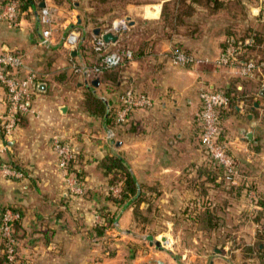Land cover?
I'll list each match as a JSON object with an SVG mask.
<instances>
[{
    "label": "crops",
    "instance_id": "0c3cea01",
    "mask_svg": "<svg viewBox=\"0 0 264 264\" xmlns=\"http://www.w3.org/2000/svg\"><path fill=\"white\" fill-rule=\"evenodd\" d=\"M10 2L20 7V0H0V53L22 55L26 66L40 75L34 88L35 113L22 115L8 137L2 134L1 125L9 101L7 88L0 83V153L22 173L16 178L0 172V219L8 207L22 213L15 264H201L182 263L171 249L146 241L148 234L137 227L140 216L135 203L140 197V210L161 207L162 217H252L264 211V96L260 94L264 70L243 79L234 76V69H217L213 64L174 65L168 54L176 34L185 38L180 43L190 51H203L215 58L228 33L245 37L249 30H255L263 49L255 54L263 56L264 0L124 1L118 15L130 20V29L111 47L134 42L131 36L138 34L132 48L142 44L145 48L123 66L126 68L114 82L98 77V85L93 84L95 79L89 81L75 73L71 59L85 57L82 44H86L83 36L89 24L83 22L82 15L86 20L98 15L95 19L105 21L99 9L108 1L36 0L19 8L15 22L2 16ZM43 3L55 15L47 43L43 42L47 28L41 21ZM107 11L110 16V9ZM198 15L206 16L199 20ZM103 26L94 27V35L95 30L106 28ZM73 28L84 33L83 43L71 51L64 39ZM203 28L214 30L218 39L215 45L209 43V48L200 50L197 30ZM184 30L189 33L184 34ZM206 81L210 90L240 91L254 97L253 105L240 102L223 121L226 141L239 163V173L232 180L227 174L223 180V170L215 167L203 147L199 91ZM40 84L46 87L40 89ZM128 87L146 92L154 105L133 111L124 123L110 122V109L116 113ZM97 96L105 103L102 112L91 102ZM243 129L253 132L251 140ZM56 135L75 152L67 174L82 186V193L70 185L59 167L53 149ZM112 156L121 159L138 187V194L121 205L112 197L120 195L113 177L123 170L103 166ZM238 191L242 192L239 196ZM208 205L210 210H206ZM104 211L117 212L118 220L98 235L95 227ZM221 229L197 228L196 232L207 231L212 242L222 238ZM195 238L200 239L197 234ZM196 242L182 246L183 252L200 253L193 244Z\"/></svg>",
    "mask_w": 264,
    "mask_h": 264
},
{
    "label": "built area",
    "instance_id": "2783aa9c",
    "mask_svg": "<svg viewBox=\"0 0 264 264\" xmlns=\"http://www.w3.org/2000/svg\"><path fill=\"white\" fill-rule=\"evenodd\" d=\"M2 16L11 22H15L18 16V4L10 2L4 6ZM55 15L52 8L45 4L41 8V21L47 28L43 31L44 43L49 41L52 35V26L55 22ZM130 29V20L127 17L116 18L110 27L99 35L93 37V49L98 57V61L89 64L84 60L71 59V67L77 74L85 76L92 81L100 76L105 70L117 69L125 66L133 60L134 52L132 49L111 47L112 42L104 39L105 33H113L120 36ZM82 40V32L78 28H73L65 37L64 44L71 51L76 50ZM252 40H247L252 44ZM239 47L229 42L228 46L221 51L216 59L199 58L195 55L175 48L169 52V57L173 64H208L216 67L237 68L239 74L248 78L253 77L264 69V58L255 60L250 59L240 62L238 58ZM40 75L37 70L26 66L22 55L16 53H0V83L7 88L9 101L8 112L3 118L5 121V135L11 136L17 128L20 115L35 113L33 107L34 88L39 84ZM203 122L202 123V142L214 164L220 165L225 170L229 179L232 180L239 173V166L229 154L227 144L219 141V110L228 106L230 98L221 91L201 89ZM153 105V99L144 93H138L133 88H128L121 97V103L116 110V120L118 124L124 123L129 115L138 109H144ZM53 149L59 158V167L66 172L75 157V152L69 143L65 142L60 136L53 137ZM1 152V151H0ZM0 172L5 175L19 178L22 173L12 165L4 161L0 153ZM67 180L76 191L82 193V186L77 180L67 174ZM21 218V212L12 207L3 211L0 222V238L5 243L4 252L6 261L4 264H15L18 257V239L14 235V221Z\"/></svg>",
    "mask_w": 264,
    "mask_h": 264
},
{
    "label": "rangeland",
    "instance_id": "374dc122",
    "mask_svg": "<svg viewBox=\"0 0 264 264\" xmlns=\"http://www.w3.org/2000/svg\"><path fill=\"white\" fill-rule=\"evenodd\" d=\"M80 1H82L83 3V0H80ZM105 1H106L105 4L107 3V1H108V4L104 5L103 7H101V9H99V12H101L102 14L101 17L105 16L103 18L105 19V21L102 22L101 20L95 19V18H98L97 17L98 15L95 16V18L87 17V20H86V15H82L84 17L83 22L85 24H89L88 25L89 28L85 31L84 36H83L85 37V39L93 38L94 36L93 28L94 27L103 26V24H104L103 27H107V25L110 22H112L114 19L122 17L121 15H118V13L119 11L124 9V7L122 6L124 5V1L126 0H123V1L122 0H105ZM108 9H110V13H111V14L109 13L110 16L107 14ZM204 16L206 15H198L197 17L199 18V20H201L200 18ZM80 31L83 32V30L81 29ZM214 32H215L214 30H210L208 28L197 30L198 36H197L196 44L197 46H199L198 44H200V47H199L200 50L209 48L208 47L209 43H211L212 45H215L214 43H216L215 41L218 38H216ZM142 33L144 35L146 34L145 32H142ZM183 33L188 34L189 30L188 31L184 30ZM248 33L249 32H247V34ZM179 34H182V31H179ZM131 38L133 39L134 42H128L129 44L126 43L125 46L122 45L121 49H125V48L132 49L134 52V57H135L136 56L135 53L139 50V48L137 47L135 50L132 47H135L134 44H135V41L138 39V34H133ZM174 39L176 42H174L173 44L174 46L171 47V49L168 51V54L172 49L180 48V49H183V51L186 53H190L192 55H195L203 59L204 58L216 59L217 57H219L221 51L223 50L222 49L215 58H211L209 57L211 54L209 55L203 51H198L194 53L190 51L187 46L184 47V45L180 43L183 41V39H185L184 37H180L178 34H176L174 36ZM226 42H228L227 38L225 40V43ZM92 45L93 43H90V42H86L85 44L87 48L91 47ZM260 50H263V49L262 48L258 49V51ZM189 65H193V64H189ZM189 65H184V66H189ZM204 65H212V64L208 63ZM125 68L126 67H122V69L121 68L116 69L117 73L119 74V71H122ZM228 68L229 67H217V69H223V70L228 69ZM232 69H234L235 72H237L236 74H234V76L236 75L237 77L243 78V79L246 78L239 74V71L237 70V68L233 67ZM225 81H227V79H225L221 84L223 85L222 86L223 88L225 87L224 86ZM209 83H210L209 81H206L205 84L207 85L203 86L201 89L203 88L208 89ZM138 93H143V92H138ZM199 96H200V91H199ZM200 99H201V96H200ZM153 105H154V100H153ZM201 119L203 122V112H201ZM201 136H202V130H201ZM223 142L227 143L228 148H229V144L226 141V138H223ZM203 147H204V144H203ZM141 214L144 217H138L139 224L137 227L139 231L147 233L148 237L149 236L154 237V243H153L154 245H156L155 242L158 241L161 244L160 245L161 248L171 249L172 251H174L173 253H175L176 257L180 258L179 260L182 261V263L184 262L188 263L189 261L193 263V261H196V263L199 262L201 264H264V258H262V256L259 254V249H260L259 245L262 243L261 240L264 241V239H261V237L259 236L261 234H264V219H262V221L260 222V220H257L258 217L255 216V213L252 217H223L224 218L223 226H222L223 229H221L222 238H220L219 240H213L212 242H210L209 240V237H208L209 233L207 231L196 232V229L199 227L194 223L193 217H162L161 207H153V209L150 208L149 211L145 212L144 214L141 212ZM153 214H155V217L153 216ZM244 233H245V237L241 236ZM166 234H168L169 236H167ZM196 234L199 235L201 240L196 239V238L193 239ZM147 236H145V238L147 239L146 241L148 242L149 239ZM189 241L196 242V244L195 243L193 244L197 245L198 246L197 249L200 250L201 252L200 253H196V252L193 253V252H188V251L183 252V249L181 247L184 245L188 246ZM215 247L217 250H215Z\"/></svg>",
    "mask_w": 264,
    "mask_h": 264
},
{
    "label": "trees",
    "instance_id": "16d2710c",
    "mask_svg": "<svg viewBox=\"0 0 264 264\" xmlns=\"http://www.w3.org/2000/svg\"><path fill=\"white\" fill-rule=\"evenodd\" d=\"M36 0H20V7H18V11L19 8L20 9H24L26 6L30 5V4H34ZM39 1V0H37ZM36 3V2H35ZM111 23V22H110ZM108 24L107 27L111 24ZM105 28L104 30H101V33L105 32L108 28ZM85 31V30H84ZM250 32L244 37H236L234 36L232 33H228V42H231L233 44H235L236 46L239 47V51H238V58L240 60V62H246L249 61L250 59H255V60H259L264 58L263 56H259L256 55L255 53H258V49H260V45L262 43V38L259 34L258 31L255 30H249ZM84 33V32H83ZM247 40H252V44H248ZM89 42V39L86 38L85 42ZM228 42L225 43V46L223 47V50L228 46ZM144 43V42H143ZM85 43L82 44V49L84 50V61L92 64L96 61H98V57L96 55V53L94 52L93 49V45L91 47H84ZM87 48V49H86ZM143 48H145L143 46V44L139 47V50L135 53V55H141L143 54ZM86 49V50H85ZM180 49V48H179ZM183 50V49H181ZM86 51H88V53H86ZM260 52V51H259ZM254 53V54H253ZM190 54V53H189ZM249 54H253L250 57H247L246 55ZM83 55V56H84ZM91 60L93 61L92 63ZM127 65V64H126ZM122 68V67H119ZM117 68V69H119ZM264 70V69H263ZM262 70V71H263ZM117 70L116 69H112V70H105L104 72H102L100 74V78L104 81L107 80H111L112 82L115 81V79L117 78ZM130 88V87H128ZM127 88V89H128ZM126 91V90H125ZM124 91V92H125ZM222 92V91H221ZM224 92V91H223ZM229 98H230V102L228 106L222 107L219 110V128H220V137H219V141L223 142V138H225V127L223 124L224 119L229 115V113L235 109V107L240 103V102H244L246 104L253 105V101H254V97L253 95H247L246 92H237V91H225L224 92ZM124 94V93H123ZM146 94V93H144ZM148 95V94H146ZM89 101V98H88ZM92 105H95V107L97 108V110H99V112H102L104 110V101L102 100V98L98 97L94 98V100H91ZM90 102V103H91ZM105 111H106V107H105ZM22 115L19 116V118ZM108 120L110 122L113 123H117L116 120V113L113 110V108L110 109V112L108 114ZM19 121V120H18ZM1 130H2V134L5 136V123L3 125H1ZM227 144V143H225ZM227 149L229 150L228 152L230 153V155L233 157L234 161L238 163L237 158L231 153L230 149L228 148L227 145ZM216 168H220L223 170V174H222V178L224 181L226 178V172L223 169V167H221L220 165H216L214 164ZM13 167H16L15 164L12 163ZM103 166L109 170H112L114 168H118L123 170L122 173H116L113 177V182H115L118 187H119V196L117 195H113V200L114 202H116L118 205L124 204L125 201H128L129 199H131L133 196H135L136 194H138V187L136 184V179L133 177V175L127 170V168L124 166V163L121 161L120 158L118 157H109L106 159V161H104ZM231 184V183H230ZM242 190V189H241ZM241 191H238L237 196L240 195ZM242 194V192H241ZM142 201V197H140L137 201H136V207L138 210V216L140 217H144L141 212L144 214L145 212L149 211L150 209H143L140 210V202ZM261 203H263V200H260ZM264 204V203H263ZM264 206V205H263ZM205 208V207H204ZM264 208V207H263ZM210 206H206V210H210ZM140 210V211H139ZM257 213V215H256ZM255 213V216L258 217L257 220H260V222L262 221V219H264V211L260 210L257 211ZM200 215V214H198ZM102 221H100L99 223H97L96 227H95V231L98 235L103 234L104 232L106 233L107 230L111 229L117 222V212H112V211H104L102 213ZM21 218H22V213H21ZM20 219L14 221L13 226H14V235L16 237V239H18L17 237V227L18 224L20 223ZM194 218V223L201 229H210V227H213L215 229H220L223 226V221L224 218L223 217H202V216H198V217H193ZM138 219V217H137ZM139 221V219H138ZM1 222V220H0ZM261 237V239H264V234L259 235ZM262 244L264 245V241H262ZM4 248H5V243L2 240L0 243V264H4V262L6 261V253L4 252ZM259 254L262 256V258H264V248L259 249Z\"/></svg>",
    "mask_w": 264,
    "mask_h": 264
},
{
    "label": "water",
    "instance_id": "95a60500",
    "mask_svg": "<svg viewBox=\"0 0 264 264\" xmlns=\"http://www.w3.org/2000/svg\"><path fill=\"white\" fill-rule=\"evenodd\" d=\"M44 5H45V3L42 4V6H44ZM95 32L97 33V35L101 34V31L98 30V29L95 30ZM103 36H104V39L107 42H109V43L110 42H114V41H116L118 39V36L113 34V33H111V32L105 33ZM74 54H76V53H74ZM93 84L98 85L99 84V79H95L93 81ZM45 87H46L45 84H40L39 85L40 89H44ZM260 94L264 96V87H263V89H262ZM255 105L258 106V103H255ZM250 117H252V116H250ZM242 133H244L249 140H251L253 138V132L252 131H247V130L243 129ZM148 239L151 241L152 244L154 243V237L149 236ZM155 243H156L157 246L161 245L160 242H158V241H156Z\"/></svg>",
    "mask_w": 264,
    "mask_h": 264
}]
</instances>
